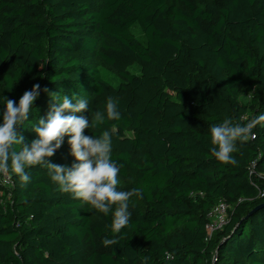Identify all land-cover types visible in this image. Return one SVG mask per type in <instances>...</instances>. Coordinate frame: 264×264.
I'll return each mask as SVG.
<instances>
[{"label":"trees","instance_id":"obj_1","mask_svg":"<svg viewBox=\"0 0 264 264\" xmlns=\"http://www.w3.org/2000/svg\"><path fill=\"white\" fill-rule=\"evenodd\" d=\"M37 83L17 129L25 143L64 95L87 99L90 121L113 97L121 118L84 134L112 132L117 189L142 195L105 247L111 213L60 192L39 166L27 185L0 174V264H264V126L237 141L236 165L216 160L210 136L226 118L264 114V0H0V123L5 97L18 104ZM67 140L52 163L75 162ZM220 202L228 222L207 239Z\"/></svg>","mask_w":264,"mask_h":264},{"label":"clouds","instance_id":"obj_2","mask_svg":"<svg viewBox=\"0 0 264 264\" xmlns=\"http://www.w3.org/2000/svg\"><path fill=\"white\" fill-rule=\"evenodd\" d=\"M39 95L40 85L37 83L23 93L18 104L5 97L0 123V174L8 176L11 172L22 185H27L31 180L27 169L36 166L46 169L60 192L71 194L73 199L90 205L105 216L111 213L109 227L113 238H104L102 244L105 247L118 245V234L129 225L132 215L129 211L130 198L140 197L142 190L117 189L121 166L112 160L111 131L105 130L98 137L84 134L85 129L98 127L105 123V119L119 120L118 101L108 97L104 111H95L90 121L88 115H84L89 111V101L83 98H75L74 101L73 97L64 95L62 102H53L46 117L39 118L31 127L37 138L27 144L17 129L29 121L33 103ZM241 120L246 123H233L231 118H226L210 128L211 154L223 164L236 165L238 161L232 153L237 150V141L245 143L254 139L253 129L258 125L264 126V114L251 119L244 116ZM66 136L70 154L75 158L70 167L50 160L61 148Z\"/></svg>","mask_w":264,"mask_h":264},{"label":"built area","instance_id":"obj_3","mask_svg":"<svg viewBox=\"0 0 264 264\" xmlns=\"http://www.w3.org/2000/svg\"><path fill=\"white\" fill-rule=\"evenodd\" d=\"M255 134V138H256V133ZM254 138V139H255ZM254 139H250V140H254ZM250 173L251 175L254 174L255 169H256V162L254 161L251 166H250ZM264 179V177H262ZM3 184L7 185V186H12L13 182L12 179L10 178V176H4L3 175ZM260 196H264V190H260ZM230 206L228 204H226L225 202H220L218 203L210 212L209 214V218H210V222L207 225V231H208V238L210 239L212 238L213 234L215 231L221 229L227 222H228V212H229Z\"/></svg>","mask_w":264,"mask_h":264},{"label":"rangeland","instance_id":"obj_4","mask_svg":"<svg viewBox=\"0 0 264 264\" xmlns=\"http://www.w3.org/2000/svg\"><path fill=\"white\" fill-rule=\"evenodd\" d=\"M134 33H135V35L137 36L138 39H140L141 41L145 42V40H146L145 36L143 35L142 31L140 30V28L138 26H136L134 28ZM243 99H244V101H247L248 99H250V97L249 96H245V97H243ZM4 186L10 187V186H7V185H4Z\"/></svg>","mask_w":264,"mask_h":264},{"label":"water","instance_id":"obj_5","mask_svg":"<svg viewBox=\"0 0 264 264\" xmlns=\"http://www.w3.org/2000/svg\"><path fill=\"white\" fill-rule=\"evenodd\" d=\"M264 207V204H262L259 208H263Z\"/></svg>","mask_w":264,"mask_h":264}]
</instances>
